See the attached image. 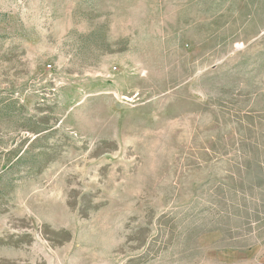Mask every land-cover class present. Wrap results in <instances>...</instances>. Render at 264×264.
Returning <instances> with one entry per match:
<instances>
[{"label": "rangeland", "instance_id": "rangeland-1", "mask_svg": "<svg viewBox=\"0 0 264 264\" xmlns=\"http://www.w3.org/2000/svg\"><path fill=\"white\" fill-rule=\"evenodd\" d=\"M0 264H264V0H0Z\"/></svg>", "mask_w": 264, "mask_h": 264}]
</instances>
